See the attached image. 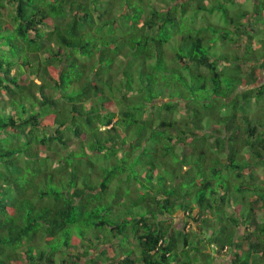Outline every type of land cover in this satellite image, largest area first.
<instances>
[{"label": "trees", "instance_id": "1", "mask_svg": "<svg viewBox=\"0 0 264 264\" xmlns=\"http://www.w3.org/2000/svg\"><path fill=\"white\" fill-rule=\"evenodd\" d=\"M196 1L0 0V264H264V0Z\"/></svg>", "mask_w": 264, "mask_h": 264}, {"label": "rangeland", "instance_id": "2", "mask_svg": "<svg viewBox=\"0 0 264 264\" xmlns=\"http://www.w3.org/2000/svg\"><path fill=\"white\" fill-rule=\"evenodd\" d=\"M196 2H198V0ZM203 3L205 5H210L212 3V0H203ZM167 4H168V2L166 3V2H163V0H162V4L161 5H167ZM251 6H252L251 0H237V4L236 5H229V7L231 9H238V8H241V7L248 9V8H251ZM169 8H170V6H169ZM163 10H167V9L163 8ZM120 11L121 10H119V12ZM186 22H188L187 23L188 25L193 26L195 28L196 27H199V26H202V25H206L209 22L216 23V24H221V25H226L225 24L224 17L222 16V14H221V12L219 10H214V11H206V10H199L198 11L197 10V11H195L193 8H190L189 13L187 14V21ZM258 45H259V40L258 39L257 40L255 39V46H258ZM220 50H221V47H220ZM218 52H221V51H218ZM14 71H16V70H14ZM256 85H258V84H256ZM88 104L90 105V102H88ZM258 107H259L258 98H254L253 103H252V109L253 110H256V109H258ZM113 109L116 110V105L115 104H113ZM250 112H252V111H250ZM145 115H147V114H145ZM180 116H181V113L178 112L177 113V117H180ZM147 156H145V160L148 159ZM95 160L97 161L96 163H98V164L99 163H102V164L107 163V161L104 160L102 156L99 157V155L95 157ZM103 162H105V163H103ZM133 172L136 173L135 170H133ZM261 174H262L261 176L264 177V170L263 169L261 170ZM122 176H125L124 177V181L127 182V183L125 182L123 184L122 189L123 188L126 189L124 186H126L128 184V182H130V181H128V178H127V176L129 177V173H122ZM167 177H168V175H167ZM98 178L100 179V175L98 176ZM133 182H134V180H133ZM115 183L116 182H114V184ZM125 194L128 197H131V199L132 198L134 199L137 196L135 191H133V194L132 195L129 194V193H125ZM123 196H125V195H123ZM123 196H122V194H120L119 197H115L114 198V199H117V201L115 203L116 206H118L119 203H123L122 198H121ZM113 204H114V202H113ZM125 210H127V207H125V206H121L120 207V212H119V210H115L114 209V213L116 215H115V217L112 216V218H114V219H117V218L123 219L124 218V215L127 214ZM126 217H127V215H126ZM180 217H181V219H178V223H179V225L181 227H183L184 226V223H185V220L182 219V217H183L182 215ZM121 240L124 241L122 238H121ZM195 243H196V239L194 237L193 244H195ZM126 244H127L126 247L128 248L129 247V244L128 243H126ZM203 245L205 246V243L204 242H203ZM194 256H197V255L194 254ZM199 259H200V263L201 264L206 262V260H204V257L202 256V254L199 256ZM222 260H224L226 263H228V260H226L225 258H223Z\"/></svg>", "mask_w": 264, "mask_h": 264}]
</instances>
